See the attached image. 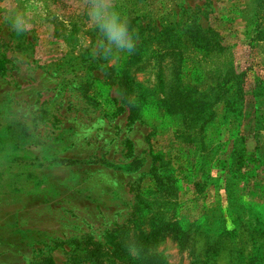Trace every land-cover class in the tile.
<instances>
[{
    "label": "rangeland",
    "instance_id": "obj_1",
    "mask_svg": "<svg viewBox=\"0 0 264 264\" xmlns=\"http://www.w3.org/2000/svg\"><path fill=\"white\" fill-rule=\"evenodd\" d=\"M114 4L148 46L119 76L86 0H0V264H264V0ZM186 86L212 105L167 115Z\"/></svg>",
    "mask_w": 264,
    "mask_h": 264
},
{
    "label": "trees",
    "instance_id": "obj_2",
    "mask_svg": "<svg viewBox=\"0 0 264 264\" xmlns=\"http://www.w3.org/2000/svg\"><path fill=\"white\" fill-rule=\"evenodd\" d=\"M172 28V26H171ZM95 31H98L95 26H94ZM163 27L159 28V31L156 33L157 35H163L162 30ZM173 30V29H172ZM172 30L170 32H172ZM204 30V33L209 32V28L207 29H202V31ZM202 31H200L199 27L195 29V31H191V30H185L182 29L181 31H176L171 37L173 39H175V43H174V48L177 49H172V51L174 52L175 55H179L181 57L182 52H189V48H190V41H196L200 38V34ZM99 33V31H98ZM195 34L198 35V38H195ZM205 35V34H203ZM102 38L101 34L99 33L98 35V39ZM171 38V40H172ZM166 39V37H164V40ZM165 45V44H164ZM203 46V43H201V46ZM147 41L145 40H140L139 42L136 43V51L134 56L129 57L128 59L123 60L122 64H117L115 66V72H117L116 74L119 76V72L124 68L127 69L126 64L128 63H135L137 64V62L139 64H143L142 60L140 61L138 58L139 56L145 54L147 52ZM167 48V47H166ZM166 48H161L163 52L166 51ZM139 60V61H138ZM1 64V63H0ZM1 67H3V65H0ZM126 66V67H125ZM141 67L142 66H137ZM178 69V74H184L187 75L188 73L185 71L186 66L185 65H179ZM185 71V72H184ZM181 78V76H180ZM224 80L227 81L228 77H226V75H224ZM178 80V78H177ZM188 83H190V81H188ZM83 85L86 86H90L93 84V82H89V81H85L82 83ZM182 84V83H181ZM184 89V90H183ZM183 89L179 90L178 88H172L171 90H174L173 93L171 94V97L168 98L169 92L164 96V97H159V95L156 97L157 101L159 104H162L161 107H163L167 113V115H173V114H182L184 115L185 112H189L192 116L193 114L196 115L198 113V111L202 110L201 107L205 106V105H212L213 103V98L211 97H207L206 93H201L198 92L195 88H193L192 86H186ZM145 92V91H144ZM144 92H141L140 94H145ZM236 95L238 96V101L241 102L242 98H241V93L240 91L236 92ZM149 97L144 96V95H140L138 98H134L131 101L128 102V108H129V121L135 119V118H142L144 111L146 110V108L148 107V105L150 104V102L148 101ZM191 105V107H190ZM121 109V108H120ZM199 111V112H200ZM193 112V113H191ZM155 122L156 125H158V129L163 131V130H170L169 125H167V122H172L174 118H170L167 122V117L168 116H163V115H156V116H151ZM154 124V123H153ZM156 125H153V130L151 131V133H149V136L152 135L156 129ZM172 126H174V124H172ZM178 127H175L174 129L171 128V131L173 132L174 136L175 135H182V134H178ZM152 152V150H151ZM161 151H158L157 153H153L152 157L153 159H155V161H159V164H164L163 161V153H160ZM158 164V166H160ZM160 177V176H159ZM161 178V177H160ZM143 195H146V191L143 192ZM137 198L143 200L144 202L147 201V198L145 197V199L141 198V195L137 196ZM146 205V203L140 207L137 205L136 209L137 211L140 212V210H142V208H144ZM178 233H176V235L173 236H177ZM183 238L180 239V247L184 245L183 243ZM79 256H84L85 258H87V255H85L84 253H81L79 251L78 253ZM46 264H53V259L51 257H48L46 259Z\"/></svg>",
    "mask_w": 264,
    "mask_h": 264
},
{
    "label": "clouds",
    "instance_id": "obj_3",
    "mask_svg": "<svg viewBox=\"0 0 264 264\" xmlns=\"http://www.w3.org/2000/svg\"><path fill=\"white\" fill-rule=\"evenodd\" d=\"M86 4L89 21L103 38L100 47L104 56L120 52L132 54L136 47V37L129 29L128 18L117 10L114 0H86ZM13 27L18 33L26 30V21L21 15L17 14Z\"/></svg>",
    "mask_w": 264,
    "mask_h": 264
}]
</instances>
